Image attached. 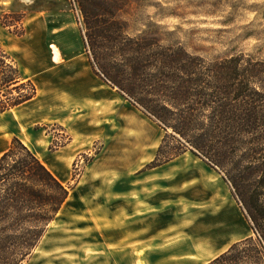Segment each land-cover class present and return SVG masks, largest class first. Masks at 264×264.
<instances>
[{
  "label": "rangeland",
  "instance_id": "374dc122",
  "mask_svg": "<svg viewBox=\"0 0 264 264\" xmlns=\"http://www.w3.org/2000/svg\"><path fill=\"white\" fill-rule=\"evenodd\" d=\"M121 2L132 36L155 34L208 60H264V0ZM0 18L12 33L4 49L37 89L0 113V156L19 138L70 190L25 264H198L255 236L207 161L187 152L152 165L165 161L157 154L167 131L95 72L75 0H0ZM30 91L2 86L0 97ZM176 147L168 139L166 151Z\"/></svg>",
  "mask_w": 264,
  "mask_h": 264
},
{
  "label": "trees",
  "instance_id": "16d2710c",
  "mask_svg": "<svg viewBox=\"0 0 264 264\" xmlns=\"http://www.w3.org/2000/svg\"><path fill=\"white\" fill-rule=\"evenodd\" d=\"M75 1L95 72L167 131L157 154L165 161L152 165L191 152L224 174L242 204L255 236L208 264H264V60H208L155 34L130 35L118 18L121 0ZM0 53V88L31 89L12 103L0 97L4 113L33 100L37 89L1 46ZM170 138L178 147L166 151ZM69 197V188L14 138L0 157V264L28 262Z\"/></svg>",
  "mask_w": 264,
  "mask_h": 264
},
{
  "label": "crops",
  "instance_id": "0c3cea01",
  "mask_svg": "<svg viewBox=\"0 0 264 264\" xmlns=\"http://www.w3.org/2000/svg\"><path fill=\"white\" fill-rule=\"evenodd\" d=\"M7 34V36H5ZM11 35H12V33L10 32V30H9V28H7V27H5V26H3V24H2V22H1V18H0V46L4 49L5 48V44H7L8 43V40H10L11 38ZM16 36V35H15ZM23 37V36H22ZM5 50V49H4ZM6 51V50H5ZM7 52V51H6ZM8 53V52H7ZM11 57H12V55L10 54V53H8ZM15 60V59H14ZM15 62H16V60H15ZM18 65V64H17ZM18 67H19V69H20V73H21V76H22V79L24 80V81H31V79H30V77H28L27 75H26V73L24 74V72L21 70V68H20V66L18 65ZM37 98V96L33 99V100H35ZM33 100H31V101H28V102H26V103H24V104H22V105H20V106H18V107H16V108H19V107H21V106H23V105H27V104H29L30 102H32ZM16 108H13V109H11L12 111H14V109H16ZM10 111V110H9ZM8 111H6V112H4V113H2V114H5V113H7ZM23 143H24V141H23ZM25 144V143H24ZM28 147V146H27ZM30 148V147H29ZM31 149V148H30ZM7 151V150H6ZM34 152V151H33ZM1 157V156H0ZM41 160V159H40ZM236 243V242H235ZM226 251V250H225ZM225 251H221V252H217L216 254H214L213 256H211L209 259H207V260H205V261H203V262H200V263H198V264H208L210 261H212V260H214L216 257H218V256H220L222 253H224ZM191 264H196L195 262H193V263H191Z\"/></svg>",
  "mask_w": 264,
  "mask_h": 264
}]
</instances>
